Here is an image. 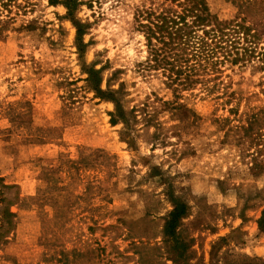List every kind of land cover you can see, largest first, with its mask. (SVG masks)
<instances>
[{
	"label": "rangeland",
	"instance_id": "1",
	"mask_svg": "<svg viewBox=\"0 0 264 264\" xmlns=\"http://www.w3.org/2000/svg\"><path fill=\"white\" fill-rule=\"evenodd\" d=\"M77 1L79 38L64 0L0 7V264H264V57L175 90L135 26L160 0ZM206 2L264 50V0Z\"/></svg>",
	"mask_w": 264,
	"mask_h": 264
},
{
	"label": "trees",
	"instance_id": "2",
	"mask_svg": "<svg viewBox=\"0 0 264 264\" xmlns=\"http://www.w3.org/2000/svg\"><path fill=\"white\" fill-rule=\"evenodd\" d=\"M14 1L0 0V7L10 8ZM160 1L159 10L151 7L137 10L134 20L136 30L145 40L147 55L143 68L160 70L165 84L173 89L191 88L202 83L206 76L214 78L225 63L244 64L264 57L257 33L244 19L221 20L210 11L206 0ZM77 2L64 0L63 4L79 38L84 26L73 17ZM89 73L95 76L98 71L91 69ZM186 209L184 203L173 201V209L163 219V236L171 243L170 249L177 258L184 256L190 244L178 235ZM263 221L264 212L258 221L260 227Z\"/></svg>",
	"mask_w": 264,
	"mask_h": 264
}]
</instances>
